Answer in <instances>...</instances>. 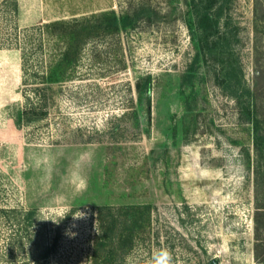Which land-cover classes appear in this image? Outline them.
<instances>
[{
  "label": "rangeland",
  "instance_id": "374dc122",
  "mask_svg": "<svg viewBox=\"0 0 264 264\" xmlns=\"http://www.w3.org/2000/svg\"><path fill=\"white\" fill-rule=\"evenodd\" d=\"M191 1L0 0V264H92L97 208L134 204L151 223L121 264L161 249L171 264H264L242 111L258 87L264 112V0H213L203 49ZM103 12L136 20L87 37L47 82L66 41L39 26L88 29Z\"/></svg>",
  "mask_w": 264,
  "mask_h": 264
},
{
  "label": "trees",
  "instance_id": "16d2710c",
  "mask_svg": "<svg viewBox=\"0 0 264 264\" xmlns=\"http://www.w3.org/2000/svg\"><path fill=\"white\" fill-rule=\"evenodd\" d=\"M191 7L195 9V25L202 31V36L198 37L199 49L204 48V43L210 35L218 32V20L212 13L213 0H192ZM95 24L86 29L85 24H89V19L73 18L72 20H57L47 24H41L40 30L44 28L51 35L62 37L66 41L60 64H49L48 75L45 79L49 83L57 82L60 79L56 74L58 67H65L75 63L79 50L84 40L93 33L101 30L103 32L126 29L136 20L129 14L117 16L112 13H100L93 17ZM86 22V23H84ZM106 23V24H105ZM83 25V28L78 27ZM42 44H40L41 46ZM259 71V77L264 73ZM152 78L150 75L138 78L136 88L140 100L146 104L150 103V91ZM261 94L258 87L247 91V103L243 112L247 122L251 127L253 161L250 152H246V163L253 165L254 173V197H255V257L259 258V248L264 244V112L261 111ZM41 115V114H40ZM151 205H101L97 208L98 232L94 240L92 264H121L123 258L138 243L144 240V233L151 223ZM264 250V247H263ZM261 261L264 262V259Z\"/></svg>",
  "mask_w": 264,
  "mask_h": 264
},
{
  "label": "clouds",
  "instance_id": "9594fccd",
  "mask_svg": "<svg viewBox=\"0 0 264 264\" xmlns=\"http://www.w3.org/2000/svg\"><path fill=\"white\" fill-rule=\"evenodd\" d=\"M70 208H65L59 213V219L58 220H51V219H44V220H51L53 223H59L62 219H64L70 212ZM74 220H79V219H85L87 217V213L83 211H78L72 215ZM171 264V255L168 252L167 249H161L157 252L153 253L152 260L150 264Z\"/></svg>",
  "mask_w": 264,
  "mask_h": 264
},
{
  "label": "water",
  "instance_id": "95a60500",
  "mask_svg": "<svg viewBox=\"0 0 264 264\" xmlns=\"http://www.w3.org/2000/svg\"><path fill=\"white\" fill-rule=\"evenodd\" d=\"M213 264H217L215 260L213 261Z\"/></svg>",
  "mask_w": 264,
  "mask_h": 264
}]
</instances>
